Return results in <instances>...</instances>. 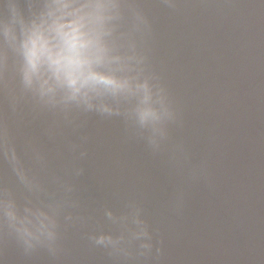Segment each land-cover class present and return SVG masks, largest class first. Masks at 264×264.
<instances>
[{"label":"water","instance_id":"obj_1","mask_svg":"<svg viewBox=\"0 0 264 264\" xmlns=\"http://www.w3.org/2000/svg\"><path fill=\"white\" fill-rule=\"evenodd\" d=\"M146 2L153 24L151 67L183 121L171 128L170 144L182 141L191 164L206 161V178L190 181L189 165L178 168L168 151L153 155L119 118L83 117L88 157L80 162L85 174L74 181L79 207L70 211L86 222H62L56 257L45 250L26 256L5 237L3 264H118L87 236L103 223L105 207L119 213L129 200L143 207L163 248L161 258L148 264H264V3L178 0L169 9L158 0ZM54 120L25 106L14 131L21 149L33 139L48 155L49 172L59 174L69 159L58 155L65 137L78 136L63 128L53 143L45 129ZM0 182L23 200L3 162Z\"/></svg>","mask_w":264,"mask_h":264},{"label":"clouds","instance_id":"obj_2","mask_svg":"<svg viewBox=\"0 0 264 264\" xmlns=\"http://www.w3.org/2000/svg\"><path fill=\"white\" fill-rule=\"evenodd\" d=\"M158 4L179 6L178 0ZM147 7L146 0H0V162L25 193L21 200L0 182V241L9 238L26 256L39 250L58 256L62 222H86L70 211L79 207L74 181L85 174L80 162L88 157V137L80 134L83 117L119 118L153 155L168 151L175 166L189 165L190 181L207 176L206 161L191 164L182 141L170 144L171 128L183 121L151 67ZM25 106L35 116L55 117L45 129L53 143L63 128L78 136L65 137L58 155L69 159L62 173L49 172L48 155L33 139L18 146L14 125ZM182 200L178 192L177 206ZM102 218L87 239L118 264H148L163 255L137 201L129 200L119 213L105 207Z\"/></svg>","mask_w":264,"mask_h":264}]
</instances>
